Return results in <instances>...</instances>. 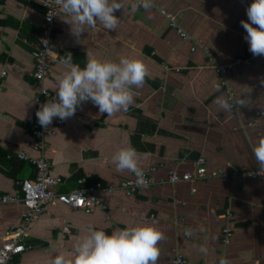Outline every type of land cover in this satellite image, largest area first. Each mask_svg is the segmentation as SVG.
<instances>
[{
	"label": "crops",
	"instance_id": "obj_1",
	"mask_svg": "<svg viewBox=\"0 0 264 264\" xmlns=\"http://www.w3.org/2000/svg\"><path fill=\"white\" fill-rule=\"evenodd\" d=\"M249 2L151 0L145 10L138 0H124L125 7L114 13L119 21L113 30L97 22L78 38L70 33V18L59 16L51 45L54 54L66 57L70 52L72 63L81 68L90 57L137 58L147 75L141 87L132 89L133 102L126 111L108 116L85 101L61 125L53 118L48 126L55 134L46 138L43 156L51 175L64 181L59 191L73 189L79 179L100 183L104 189L99 199L108 209L85 214L49 205L30 225L28 249L10 264H52L57 254L71 261L74 245L89 225L111 233L135 224H151L162 233L156 264H169L176 255L186 264H264V177L169 181L172 171L193 172L201 157L209 173L230 174L258 165L252 148L264 139V56H253L244 39L240 21L247 20ZM161 9L177 17L187 39L170 27ZM44 13L39 0H0V197L14 195L19 182L36 173L32 164L17 158V151L33 128L38 86L32 75L31 43L43 30ZM196 42L206 45L221 65L253 58L251 65L238 66L227 76L236 94V112L214 103L218 96L227 100V95L209 56ZM67 67L56 62L45 80L52 99L57 77ZM127 146L136 150L139 167L153 169L155 180L150 189L132 196L118 185L135 174L117 171L111 159ZM110 186L115 187L112 192L107 191ZM24 210L20 202L0 204V246L8 230L21 223ZM226 227L232 230L228 245L223 244ZM201 246L206 253L199 251Z\"/></svg>",
	"mask_w": 264,
	"mask_h": 264
},
{
	"label": "clouds",
	"instance_id": "obj_2",
	"mask_svg": "<svg viewBox=\"0 0 264 264\" xmlns=\"http://www.w3.org/2000/svg\"><path fill=\"white\" fill-rule=\"evenodd\" d=\"M61 15L70 18V33L79 37L86 27L94 28L97 22L106 30H113L119 17L114 13L125 7L124 0H56ZM151 0H140L139 6L147 10ZM137 7L136 3L132 8ZM245 13L247 20L240 24L245 30L244 39L253 56H264V0H250ZM47 42V41H45ZM67 71L57 77L55 96L41 104L35 111L37 123L47 128L56 118L60 121L71 117L82 102L91 101L98 112L111 116L127 110L133 102L132 89L143 85L147 75L144 63L137 58L121 56L118 61L98 60L90 57L81 68L72 63V54L62 58ZM214 103L229 111L233 103L218 96ZM258 166L264 168V139L252 148ZM117 171L128 170L135 174V183L144 186V171L138 166L136 150L131 147L118 149L111 157ZM190 231V230H189ZM162 233L151 224H135L113 230L111 233L92 225L74 245L69 261L64 254H57L52 264H156L159 256L158 242ZM199 251L206 253L203 246ZM221 264H225L221 261Z\"/></svg>",
	"mask_w": 264,
	"mask_h": 264
},
{
	"label": "built area",
	"instance_id": "obj_3",
	"mask_svg": "<svg viewBox=\"0 0 264 264\" xmlns=\"http://www.w3.org/2000/svg\"><path fill=\"white\" fill-rule=\"evenodd\" d=\"M39 2L45 9V13L43 30L31 43V56L34 61V71L32 75L38 86V94L35 98L33 128L30 138L24 143V146L17 151V158L32 164L35 167L36 173L33 179L20 181L19 190L14 195L0 197V204L20 202L25 209L21 223L12 226L8 230L6 241L0 246V264H10L16 257L26 252L28 247L26 246L25 240L28 236L30 225L44 213L49 205H63L85 214H92L98 209L103 211L108 209V206L99 199V192L104 189L100 183L89 184L86 179H79L73 189L69 191H59L58 187L61 186L64 181L61 177L51 175L50 163L43 156L46 149V138L50 135H54L55 131L49 128V126H47V128H42L37 123L35 111L41 104L46 101H51L52 93L45 86V80L49 76L53 65L56 62H62L63 57L57 56L51 49L56 22L61 15L58 10L59 6L56 0H39ZM139 2L140 0H138V5ZM160 12L167 19L171 28L176 30L182 38H188L187 34L180 27L177 17L173 13L162 9ZM196 46L209 56V63L212 67L216 68L219 74L220 84L226 92L228 102H235L231 110L236 112V94L233 87L229 84L227 76L231 70L238 66L251 65L253 58H238L230 64L221 65L215 61L206 45L201 42H196ZM192 50L195 51L196 47ZM256 57L261 58L263 56L257 55ZM5 75L6 73L3 72L2 76ZM1 87L2 83L0 80V89ZM56 122L57 125L62 124V121L58 119ZM28 150L34 152L37 156H31ZM194 168L193 172H186L183 174H179L177 171L170 172L169 181L176 184L181 182L190 183L206 178H218L222 182H227L231 178L237 177L251 180L264 177V168L258 165L251 169H234L230 174L225 173L223 170L209 173L206 168L205 159L202 157L194 163ZM143 171L146 181L144 186H138L135 183L136 178H134L121 181L118 188L127 196H132L139 191L150 189L155 184L154 178L151 177L153 169L150 168ZM114 189L115 187L110 186L107 188V191L112 192ZM228 216H231L230 211L228 212ZM69 231L68 227L64 228L65 233H69ZM231 240L232 230L226 227L223 230V244L228 245ZM186 263L187 260L183 256L176 255L169 264Z\"/></svg>",
	"mask_w": 264,
	"mask_h": 264
}]
</instances>
